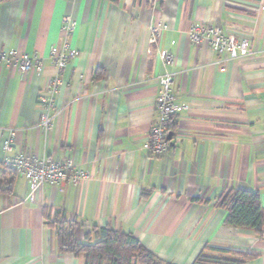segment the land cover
<instances>
[{
  "label": "crops",
  "instance_id": "0c3cea01",
  "mask_svg": "<svg viewBox=\"0 0 264 264\" xmlns=\"http://www.w3.org/2000/svg\"><path fill=\"white\" fill-rule=\"evenodd\" d=\"M264 0H2L0 52L37 54L41 71L25 77L0 64V160L19 152L71 159L89 173L83 185L45 183L30 199L18 172L0 177V264H84L60 252L49 225L55 211L76 221L86 241L94 226L131 233L159 259L192 264L204 247L255 254L264 241L249 227L226 223L220 196L257 191L264 201ZM75 23L70 35L64 17ZM220 25L248 37L252 53L230 58L194 44L192 24ZM165 29L151 43L152 27ZM76 50L57 71L52 47ZM168 50V65L159 51ZM174 73L180 108L167 152L145 148L156 120L160 77ZM57 74L62 85L40 128L38 97ZM15 135L4 150L8 130ZM3 166L0 165V169ZM48 214V215H47ZM264 228V226H263Z\"/></svg>",
  "mask_w": 264,
  "mask_h": 264
},
{
  "label": "built area",
  "instance_id": "2783aa9c",
  "mask_svg": "<svg viewBox=\"0 0 264 264\" xmlns=\"http://www.w3.org/2000/svg\"><path fill=\"white\" fill-rule=\"evenodd\" d=\"M260 8L264 6L260 4ZM75 23L70 16L64 17V30L70 35L74 29ZM165 25L158 24L152 27L151 43H156L161 35ZM190 40L197 45L205 44L216 52H219L230 58L246 56L252 53L251 41L248 37L237 38L233 33H228L220 25H211L207 23L192 24L188 30ZM76 50L72 49L68 43L62 48H51L50 58L53 66L58 72L66 65L70 57L76 55ZM160 56L164 63L168 65L175 64V56L168 50L161 49ZM11 64L18 68V71L25 77L32 71H41L44 68V59L37 54L29 55L27 53L19 54L16 50L1 51L0 64ZM174 73L167 72L160 77V89L155 100V109L157 113L156 120L151 124L149 136L145 148L152 153H164L170 149L171 139L168 137L175 114L180 108L176 103V95L172 91V82ZM62 85V79L57 74L50 79L43 87L42 93L38 97V104L41 106L40 128L48 132L53 127V118L50 109L54 106L55 95ZM15 131L8 130L4 139V150L11 149V143ZM0 165L21 173L31 184L30 199L39 186L50 184H62L71 182L74 185L85 184L90 176L89 173L77 166L71 159H46L39 158L35 154L19 152L12 156H6L0 160ZM261 239L264 241V228L261 231Z\"/></svg>",
  "mask_w": 264,
  "mask_h": 264
},
{
  "label": "trees",
  "instance_id": "16d2710c",
  "mask_svg": "<svg viewBox=\"0 0 264 264\" xmlns=\"http://www.w3.org/2000/svg\"><path fill=\"white\" fill-rule=\"evenodd\" d=\"M13 172L16 171L3 166L0 177ZM8 190V186L0 184V191ZM220 205L227 209V224L253 228L261 234L264 226V201L257 191L228 190L220 196ZM49 225L54 230L59 251L83 255L84 264H172L159 259L131 233L110 226H94L86 234L87 240L80 241L76 237V221L68 219L62 212L55 211ZM208 249L212 247H204L192 264H244L255 256L231 250L214 254L208 252Z\"/></svg>",
  "mask_w": 264,
  "mask_h": 264
},
{
  "label": "water",
  "instance_id": "95a60500",
  "mask_svg": "<svg viewBox=\"0 0 264 264\" xmlns=\"http://www.w3.org/2000/svg\"><path fill=\"white\" fill-rule=\"evenodd\" d=\"M168 137H169V138H171V136H170V135H168Z\"/></svg>",
  "mask_w": 264,
  "mask_h": 264
}]
</instances>
